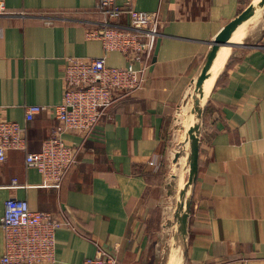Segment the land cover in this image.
<instances>
[{
	"label": "crops",
	"instance_id": "1",
	"mask_svg": "<svg viewBox=\"0 0 264 264\" xmlns=\"http://www.w3.org/2000/svg\"><path fill=\"white\" fill-rule=\"evenodd\" d=\"M251 1L134 0L135 9L158 12L161 19L143 88L118 100L89 138L64 133L66 144L80 151L59 188L43 183L41 173L27 166L24 151L12 150L0 162V258L5 202L20 198L70 223L57 230L54 264H83L99 246L119 264H161L164 224L173 213L164 184L176 144L174 117L210 42ZM96 4L0 0V120L27 125L29 152L41 149L57 121L42 113L27 122L26 106L61 102L68 57L106 55L108 65L127 64L122 53H106L100 39L89 38L106 20ZM111 25L130 28L129 16L124 13ZM259 32L226 47L209 96L186 264H264V35L256 40Z\"/></svg>",
	"mask_w": 264,
	"mask_h": 264
},
{
	"label": "built area",
	"instance_id": "2",
	"mask_svg": "<svg viewBox=\"0 0 264 264\" xmlns=\"http://www.w3.org/2000/svg\"><path fill=\"white\" fill-rule=\"evenodd\" d=\"M96 7L104 13L106 20L102 28L88 32L89 38L100 39L106 53H122L127 64L108 65L106 55L68 57L61 102L26 106L27 122L42 113L51 114L57 121L54 132L43 140L38 151H28L27 125L0 120V162H6L12 150L24 151L27 166L36 168L48 186L59 188L78 162L80 150L66 144L64 133L78 131L89 138L118 100L143 88L160 35L159 13L135 9L134 0H97ZM124 13L129 16L130 28L111 25ZM12 183L16 185L17 179ZM1 223L4 230L1 264H54L57 230L70 225L57 214L32 209L27 200L20 198L6 200ZM83 264H119V259L99 246L96 255L87 258Z\"/></svg>",
	"mask_w": 264,
	"mask_h": 264
},
{
	"label": "water",
	"instance_id": "3",
	"mask_svg": "<svg viewBox=\"0 0 264 264\" xmlns=\"http://www.w3.org/2000/svg\"><path fill=\"white\" fill-rule=\"evenodd\" d=\"M252 22L254 25L245 34V39L249 32L260 31L256 39L260 40L264 35V0H252L216 34L210 42V48L199 72L193 78L174 117L173 132L174 135L176 134V144L170 151L171 168L164 184L173 202V213L164 224L168 235L162 250L161 264L187 263L190 214L193 190L199 173L204 113L215 79L220 71L216 74L206 98L204 85L212 76V67L220 50L235 45V41L232 40L234 33L241 25L247 23V28ZM184 120L185 123H183ZM183 177L185 178L182 179Z\"/></svg>",
	"mask_w": 264,
	"mask_h": 264
},
{
	"label": "bare ground",
	"instance_id": "4",
	"mask_svg": "<svg viewBox=\"0 0 264 264\" xmlns=\"http://www.w3.org/2000/svg\"><path fill=\"white\" fill-rule=\"evenodd\" d=\"M247 23L241 25L238 28V30L234 33V36H233V39H232L233 41L239 42L240 40H238V39H241V40L243 39V37L245 36V29H246ZM226 49L227 48L224 47V48H222L220 50V52H219V54H218V56H217V58L215 60V63L213 65V67H212V71H211L212 75H213V77L211 76L212 80L210 82V79H209L208 82H206V84L204 85V86H207V87L204 88L205 98H206L207 94L209 93L210 87H211V85H212V83L214 81V78L216 77V74H218V72L220 71L223 63L225 62L226 57L228 56V51ZM216 64H217V66H216Z\"/></svg>",
	"mask_w": 264,
	"mask_h": 264
},
{
	"label": "rangeland",
	"instance_id": "5",
	"mask_svg": "<svg viewBox=\"0 0 264 264\" xmlns=\"http://www.w3.org/2000/svg\"><path fill=\"white\" fill-rule=\"evenodd\" d=\"M237 40V39H236ZM238 40H241V39H238ZM227 51H228V49H226ZM216 66H217V64H216ZM212 77H213V75H212ZM212 77L210 78V82H211V80H212ZM205 87H207V86H204V88ZM186 122H188V121H186ZM183 123H185V120H184V122ZM185 177H183L182 179H184Z\"/></svg>",
	"mask_w": 264,
	"mask_h": 264
},
{
	"label": "trees",
	"instance_id": "6",
	"mask_svg": "<svg viewBox=\"0 0 264 264\" xmlns=\"http://www.w3.org/2000/svg\"><path fill=\"white\" fill-rule=\"evenodd\" d=\"M67 176V175H66ZM64 182V181H63ZM63 184V183H62Z\"/></svg>",
	"mask_w": 264,
	"mask_h": 264
}]
</instances>
